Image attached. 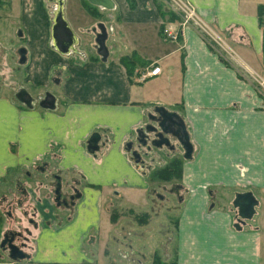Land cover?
I'll return each mask as SVG.
<instances>
[{"label": "crops", "instance_id": "1", "mask_svg": "<svg viewBox=\"0 0 264 264\" xmlns=\"http://www.w3.org/2000/svg\"><path fill=\"white\" fill-rule=\"evenodd\" d=\"M112 1L105 59L87 42V29L99 16L91 14L86 0H73L69 16H64L78 41L74 52L60 54L50 47L52 40L48 44L44 36H32L25 80L37 90L38 99L53 84V109L41 108L35 100L26 106L10 95L0 96V197L19 193L36 206L37 220L21 225L32 238L22 251L25 258L15 262L128 263L130 257L115 252V246L103 253L93 249L98 240L83 235L80 223L94 224L97 237L106 226L110 236L122 218L112 220L109 215L102 221L111 208L138 215L132 208L138 206L141 213L150 214L153 190L160 184L152 185V166L163 167L174 156L161 159L162 150L153 149L155 160L145 161L148 172L135 164L126 146L133 143L132 150L139 151L137 132L151 123L160 107L183 120L192 146L181 166L189 192L175 220L176 264H260L264 93L247 70L264 75V0H187L237 49V54L231 50L244 71L199 30L181 27L179 17L169 19L152 0H135L134 9L125 0ZM74 4L84 14L77 16L75 9L73 13ZM168 25L177 33L176 40L164 35ZM152 65L160 74L148 79L153 84L144 88L137 77ZM92 137L97 139L95 151L88 150ZM55 176L60 183L58 201ZM52 178L55 185H50ZM244 193L256 201L245 217L234 205L236 196ZM227 198L234 212L227 209ZM222 199H227L224 205ZM6 231L0 221V243ZM6 252L0 247V264H8Z\"/></svg>", "mask_w": 264, "mask_h": 264}, {"label": "rangeland", "instance_id": "2", "mask_svg": "<svg viewBox=\"0 0 264 264\" xmlns=\"http://www.w3.org/2000/svg\"><path fill=\"white\" fill-rule=\"evenodd\" d=\"M2 1L3 4L0 10V96L10 95L12 96V99L14 101L19 102V99L13 94H17L20 88H22L24 89L22 91L28 93V95H30V97H32V99L37 102L38 106L40 98L38 99V97L36 96L38 94L37 90L33 89L34 87L29 86L25 80V66L27 65L29 59L28 51L31 48L30 43L32 40V36H34V38H37L36 35H39L41 38L44 36V38L47 39L48 44L51 42V25L54 17V6L57 0H11L10 6H6V0ZM152 1L154 6L158 5L160 11L165 10L168 13L174 12L170 9L165 0ZM72 2L73 0H64V16L66 14V11H69L72 8ZM148 6H151V4H148ZM92 7H94V12L98 14L99 21L97 24H94L93 27H89V29H87V32L89 31V33H91V35H89V39H87V42L89 41L88 45H92V48L96 52L95 47L97 44L95 42V38L96 34L100 32L97 25L100 23L106 30H108V15L112 11H114V9L111 11H107L95 6ZM74 9L77 11V16L79 14L82 15L83 12L81 13V9L75 4L73 5V13ZM21 12L23 15H20ZM68 14L69 13H67L66 15L69 16ZM88 20L80 22L82 25H86ZM17 29L23 30L21 38H19L15 32ZM222 40H224L223 43L218 41L219 45L215 44L218 48V52L232 63H235L237 61V63H239L240 65L239 68L244 71V69H246L245 65L238 61V58L233 53L235 52L237 54V49L225 39ZM105 45L107 46L106 41ZM18 46L20 48H24L27 51V53L25 54L26 56L23 60H21L19 49L17 50L16 48ZM50 47L55 50L52 47V43ZM231 49L233 50V52ZM247 71L250 75L255 74L252 71ZM256 75L264 79L263 74L257 72ZM152 84V80L142 82L144 88L150 87ZM54 89L55 88L53 84H51L46 91L51 92V90L54 91ZM262 91L264 93V90ZM39 93H42V91H39ZM150 124H152L154 127H158V123L155 120ZM165 136L169 137L170 140H174L173 144L178 148L177 152L174 154V158L180 160L182 166L183 162L186 161L184 158V148L182 147L180 142L172 135L165 134ZM150 137L151 139L154 138V136ZM163 148L164 147L158 148V151H161V149ZM142 149L144 148L139 147L138 150ZM151 153L152 150L150 154ZM143 156L144 155H142V157ZM164 156V154H161V159H164ZM159 166H161V164H153L152 168L156 169L159 168ZM49 173L52 172L50 171ZM152 182L153 186L157 185L154 183L160 184H158V187L156 186L153 190L154 192L150 214L141 213V211H139V208L141 207H132L134 211L141 213H139L138 215L142 216L145 214V217L141 218L140 221L135 218V214L133 212L121 210V213H119L118 209L111 208L110 213L105 214L102 221L107 222L108 216L110 215L111 218L113 214L115 219L119 216L122 218L117 224L113 235L110 234V236H108V229L106 228V226H104L100 227L98 237L97 228L94 224L92 226H88L86 222L81 221V233L85 236L87 235L89 237V240L91 238H96V240H98V243L92 246L93 249H96L97 251H99V253L100 251L101 253H103L109 250L112 251L115 246V252L117 251L118 253H124L125 255L130 257L128 258V263L126 264H176L175 220L177 219V215L180 214L183 208V203L188 196L189 189L186 185L183 184L181 177L179 179L174 178L166 182L159 180ZM51 184L55 185V181L53 178L51 179L50 185ZM12 194L13 195L11 196V198L4 197V195L0 197V221L4 224L6 230H8L6 231V233L10 232L14 234L15 245L19 248L20 251H23L26 241L30 242L31 240L29 239L32 238H27L28 230H24L23 226L21 225L23 222H25L26 225L29 219L33 220L34 222L35 220H37L36 214H34L36 213V206L33 204V199H29L28 197L25 198L19 193ZM158 194H160L162 197H156V195L158 196ZM53 197L54 195H52L50 199H52L53 203L56 204ZM227 199H222L221 204L224 205V201H226ZM17 201L19 202V206H16ZM227 209L234 212L233 203L230 202V199H228ZM85 247L87 250L92 248L89 245H86ZM7 255L8 256L6 257L8 264L16 261L11 259L8 253ZM262 258L263 261L260 262V264H264V254Z\"/></svg>", "mask_w": 264, "mask_h": 264}, {"label": "water", "instance_id": "3", "mask_svg": "<svg viewBox=\"0 0 264 264\" xmlns=\"http://www.w3.org/2000/svg\"><path fill=\"white\" fill-rule=\"evenodd\" d=\"M90 5L98 7L103 10L111 11L114 9L115 5L112 0H86ZM97 27L99 28L100 32L96 34L95 42H96V52L98 55H100L103 59H105L108 55V49L105 45V41L107 39V32L106 29L102 24H98ZM51 40H52V47L60 54L66 55L70 52L75 51V46L77 45V39L73 33V31L70 29L67 21L64 18V13L62 10V0H59L58 2V8L56 11H54V17L51 25ZM24 98L19 99L21 103H23L26 106H30L31 103L34 101L28 93L25 92ZM55 98L54 96L46 92L43 98L39 99V106L44 109H53L55 107ZM154 112L158 113L159 119L157 120L158 127L160 128L162 133H158L154 136L155 139H149L147 142L145 138V131H147L149 128V125H147L144 129H141L137 132V139L136 144L138 147H145L147 145V148L149 150L158 149L162 147L163 145L168 144V139L163 137V133L170 134L173 137H175L182 147L185 150L184 158H189L192 151V146L189 142L188 133L186 131L185 125L183 120L176 114V113H168L163 108H156ZM154 119L153 116L150 117L152 120ZM170 126L177 129V131L171 130ZM153 129V128H151ZM154 130V129H153ZM97 139H94L93 137L89 139L88 141V150L89 151H95L97 150ZM133 143L127 144V152L130 154L131 159L135 162V164H140V154L136 150H132ZM56 180V201L59 200V189H60V183H59V177L55 176ZM256 201L251 195V193H244V194H238L235 198L234 205L238 207L239 212L242 216H250L253 212V206L255 205ZM7 234L4 235L3 240L0 243V247L3 249L8 250L9 256L13 260H21L25 258V254L19 250V248L11 243V239L6 240Z\"/></svg>", "mask_w": 264, "mask_h": 264}, {"label": "built area", "instance_id": "4", "mask_svg": "<svg viewBox=\"0 0 264 264\" xmlns=\"http://www.w3.org/2000/svg\"><path fill=\"white\" fill-rule=\"evenodd\" d=\"M170 9L178 15L180 19V26H193L204 34L214 47L219 45L218 41L223 43L220 36L207 24L196 12L195 8L187 0H165ZM264 23V15H263ZM164 35L171 40L177 39V33L173 30L172 26L168 25L163 29ZM216 44V45H215ZM160 74V68L157 66H151L150 69H144L137 77L138 82L142 83L148 79ZM252 78L258 83V85L264 90V79L256 74L251 75ZM10 264H17L15 261Z\"/></svg>", "mask_w": 264, "mask_h": 264}, {"label": "flooded vegetation", "instance_id": "5", "mask_svg": "<svg viewBox=\"0 0 264 264\" xmlns=\"http://www.w3.org/2000/svg\"><path fill=\"white\" fill-rule=\"evenodd\" d=\"M11 0H6V6H10V2ZM58 2H59V0H57L56 1V3H55V9H54V11H56L57 10V8H58ZM64 0H62V10L64 9ZM2 4H3V1L2 0H0V10H1V6H2ZM20 15H23L22 14V12H21V14ZM19 15V16H20ZM22 29H17L15 32H16V34H17V36L19 37V38H21L22 37ZM18 38V39H19ZM23 39V38H22ZM17 48V50L19 49V54L21 55V60H23L24 58H25V54L27 53V51L24 49V48H20L19 46L18 47H16ZM19 62H20V60H19ZM22 90H24V89H22V88H20V90L17 92V94H13L15 97H17L18 99H20V97H21V99L22 98H24V96H26L25 95V91H22ZM46 92H49V91H44V94H46ZM153 117H154V119L152 118V120H151V122L152 121H156L157 123H159L157 120L159 119V114L158 113H156V114H154L153 115ZM161 118V117H160ZM147 125H149V129L147 130V131H145V138L146 137H149V139L151 140V137L150 136H155V135H157L158 133H162L161 132V130H160V128L159 127H154L152 124H147ZM146 125V126H147ZM151 128H153V129H151ZM170 129L171 130H174V131H177V129L176 128H174V127H172V126H170ZM163 135V137L164 138H166V139H168V144L167 145H163L162 147H164L163 149H161L162 150V152H163V154L167 157V158H170L172 155L174 156V154L177 152V150H178V148L177 147H175V145L173 144V142H174V140H170L169 139V137H167V136H165V133H163L162 134ZM166 135H168V134H166ZM148 138H146V140H147ZM152 139H155V138H152ZM149 140H147V142H148ZM142 148H144V149H142V150H139L138 151V153L140 154V164L139 165H141V167H142V170L144 169V171H146V169L147 170H149L150 169V166L148 165V164H146L145 163V161H146V159L148 158V157H150V159H152V160H155V158H154V156H152V155H150V152H151V150H149L148 148H147V145H145V147H142ZM149 154V155H148ZM142 155H144L143 157H142ZM173 159H175V158H171V160H173ZM62 200H66V198L65 197H63V199ZM7 234V237L5 238L6 240H9V239H11V243L12 244H14V234L13 233H10V232H7L6 233ZM5 234V235H6ZM15 245V244H14Z\"/></svg>", "mask_w": 264, "mask_h": 264}, {"label": "trees", "instance_id": "6", "mask_svg": "<svg viewBox=\"0 0 264 264\" xmlns=\"http://www.w3.org/2000/svg\"><path fill=\"white\" fill-rule=\"evenodd\" d=\"M126 3L128 4L130 9H134L136 6V1L135 0H125ZM87 7L90 9L89 11L91 14L97 15L91 5L86 4ZM260 20L263 22V15H264V7H260ZM164 12H161L163 15ZM169 14V19L171 20H177L178 16L173 14V13H168ZM182 174V167H181V162L178 159H173L170 160L166 165L163 167L156 168L150 172V179L152 180H159V181H170L172 179H179ZM135 218H137L139 221L141 218L145 217L144 215H134ZM111 219L114 220V214L111 216Z\"/></svg>", "mask_w": 264, "mask_h": 264}]
</instances>
